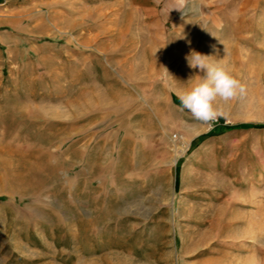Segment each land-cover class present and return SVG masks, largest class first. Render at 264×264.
I'll list each match as a JSON object with an SVG mask.
<instances>
[{"label":"rangeland","instance_id":"rangeland-1","mask_svg":"<svg viewBox=\"0 0 264 264\" xmlns=\"http://www.w3.org/2000/svg\"><path fill=\"white\" fill-rule=\"evenodd\" d=\"M170 4L0 0V264H264V129L192 147L264 124V0ZM191 50L245 86L213 122Z\"/></svg>","mask_w":264,"mask_h":264},{"label":"clouds","instance_id":"clouds-1","mask_svg":"<svg viewBox=\"0 0 264 264\" xmlns=\"http://www.w3.org/2000/svg\"><path fill=\"white\" fill-rule=\"evenodd\" d=\"M190 0H171L168 11L176 10L184 19L189 9ZM180 39H186L182 34ZM190 44V41H188ZM191 69H198L202 76L189 88L178 93L183 109L201 122H213L223 116L221 101L227 102L245 92V86L237 79L231 67L214 59L213 56L191 50L185 57ZM193 78H190L192 80Z\"/></svg>","mask_w":264,"mask_h":264},{"label":"trees","instance_id":"trees-1","mask_svg":"<svg viewBox=\"0 0 264 264\" xmlns=\"http://www.w3.org/2000/svg\"><path fill=\"white\" fill-rule=\"evenodd\" d=\"M234 129H264V124H240L236 126H229V125H225L224 122L221 121L216 125L215 129L211 131L209 134L201 135L196 140H194L192 142V147L199 146L209 137L220 135L228 130H234ZM179 169H180L179 167L176 169V186H178L179 183V177H178Z\"/></svg>","mask_w":264,"mask_h":264},{"label":"crops","instance_id":"crops-1","mask_svg":"<svg viewBox=\"0 0 264 264\" xmlns=\"http://www.w3.org/2000/svg\"><path fill=\"white\" fill-rule=\"evenodd\" d=\"M199 137H200V136H199ZM196 139H197V138H196ZM196 139H195V140H196ZM197 147H198V146H196V147L194 146L193 148H197Z\"/></svg>","mask_w":264,"mask_h":264},{"label":"built area","instance_id":"built-area-1","mask_svg":"<svg viewBox=\"0 0 264 264\" xmlns=\"http://www.w3.org/2000/svg\"><path fill=\"white\" fill-rule=\"evenodd\" d=\"M218 123H219V122H218ZM218 123H217V124H218ZM217 124H216V125H217Z\"/></svg>","mask_w":264,"mask_h":264}]
</instances>
